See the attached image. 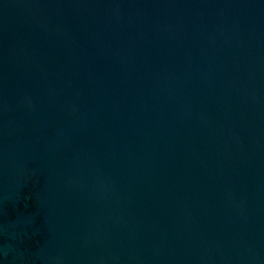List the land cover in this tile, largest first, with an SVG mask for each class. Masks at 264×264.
Returning <instances> with one entry per match:
<instances>
[{"label": "water", "instance_id": "water-1", "mask_svg": "<svg viewBox=\"0 0 264 264\" xmlns=\"http://www.w3.org/2000/svg\"><path fill=\"white\" fill-rule=\"evenodd\" d=\"M0 264H264V0H0Z\"/></svg>", "mask_w": 264, "mask_h": 264}]
</instances>
